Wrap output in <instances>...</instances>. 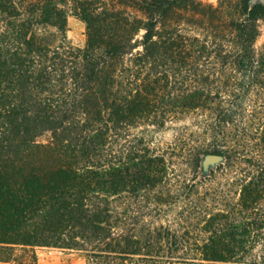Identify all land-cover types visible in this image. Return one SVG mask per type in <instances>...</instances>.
Here are the masks:
<instances>
[{"label": "trees", "instance_id": "trees-1", "mask_svg": "<svg viewBox=\"0 0 264 264\" xmlns=\"http://www.w3.org/2000/svg\"><path fill=\"white\" fill-rule=\"evenodd\" d=\"M240 8L0 0V262L264 264V4Z\"/></svg>", "mask_w": 264, "mask_h": 264}, {"label": "rangeland", "instance_id": "rangeland-1", "mask_svg": "<svg viewBox=\"0 0 264 264\" xmlns=\"http://www.w3.org/2000/svg\"><path fill=\"white\" fill-rule=\"evenodd\" d=\"M205 4H211L213 6H217L219 3L222 2L224 7L229 6L233 14L238 15L240 14V1L241 0H200ZM252 0H249V4H251ZM263 4L261 2H256ZM252 5V4H251ZM259 28V35L255 42V49L257 52H263L264 48V21H260L258 23ZM85 26L82 22L74 17H69L67 21V39L68 41L74 46H83L85 36ZM262 90V89H259ZM264 109L259 110L258 114V122L257 124L252 125L249 121L251 108L246 106L245 107V121H244V128L250 136L253 137H260L261 133L264 130ZM38 142L46 143L49 140L48 134H44L39 137ZM150 140L152 141L151 146L153 148L162 149L164 148L170 141H171V133L164 131V132H157L150 136ZM252 143H259V140H254ZM36 256V264H86L85 260L83 259L80 254L63 251L53 248H45V247H35L31 250ZM19 251H16V254H19ZM0 264H6L0 262Z\"/></svg>", "mask_w": 264, "mask_h": 264}, {"label": "water", "instance_id": "water-1", "mask_svg": "<svg viewBox=\"0 0 264 264\" xmlns=\"http://www.w3.org/2000/svg\"><path fill=\"white\" fill-rule=\"evenodd\" d=\"M258 1L264 4V0H252V1H251V4L253 5V4H255L256 2H258Z\"/></svg>", "mask_w": 264, "mask_h": 264}]
</instances>
